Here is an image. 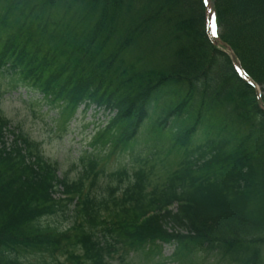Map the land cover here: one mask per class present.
I'll return each instance as SVG.
<instances>
[{
    "label": "trees",
    "instance_id": "obj_1",
    "mask_svg": "<svg viewBox=\"0 0 264 264\" xmlns=\"http://www.w3.org/2000/svg\"><path fill=\"white\" fill-rule=\"evenodd\" d=\"M213 1L264 103V0ZM0 72L66 121L85 99L117 109L74 177L0 109V264H111L157 240L264 264V109L201 0H0ZM140 141L147 152L106 167Z\"/></svg>",
    "mask_w": 264,
    "mask_h": 264
},
{
    "label": "rangeland",
    "instance_id": "obj_2",
    "mask_svg": "<svg viewBox=\"0 0 264 264\" xmlns=\"http://www.w3.org/2000/svg\"><path fill=\"white\" fill-rule=\"evenodd\" d=\"M12 82L2 76L0 80V105L4 113L15 125L41 143L44 154L60 164V171H67L71 177L75 176V170L71 168L72 161H75L83 150H89L87 141L89 132L95 128L94 124L88 122L94 119L89 110L85 115L77 113V116L66 128L62 126L55 112L49 105L38 100L39 94L26 92L24 89L7 90ZM27 94H26V93ZM101 114H97L100 116ZM138 150L144 149L138 146ZM120 150L113 152L106 160V167L112 168L118 165L132 162L134 151ZM147 249V246L145 247ZM159 252L146 253L141 250H128L122 256L117 255L112 264H241L239 261L231 260L218 248H201L193 255L183 261L173 258L174 245L161 244ZM264 252V249H263ZM36 261L37 257H29Z\"/></svg>",
    "mask_w": 264,
    "mask_h": 264
},
{
    "label": "bare ground",
    "instance_id": "obj_3",
    "mask_svg": "<svg viewBox=\"0 0 264 264\" xmlns=\"http://www.w3.org/2000/svg\"><path fill=\"white\" fill-rule=\"evenodd\" d=\"M0 109H1V111L4 113V111H3V109L1 108V105H0ZM5 114V113H4ZM7 144L9 145V143L7 142Z\"/></svg>",
    "mask_w": 264,
    "mask_h": 264
},
{
    "label": "snow or ice",
    "instance_id": "obj_4",
    "mask_svg": "<svg viewBox=\"0 0 264 264\" xmlns=\"http://www.w3.org/2000/svg\"><path fill=\"white\" fill-rule=\"evenodd\" d=\"M213 34L215 35V29L213 30Z\"/></svg>",
    "mask_w": 264,
    "mask_h": 264
}]
</instances>
